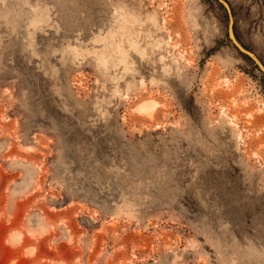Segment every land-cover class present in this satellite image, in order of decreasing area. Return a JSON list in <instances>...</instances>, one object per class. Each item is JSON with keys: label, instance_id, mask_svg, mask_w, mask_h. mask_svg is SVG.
<instances>
[{"label": "rangeland", "instance_id": "1", "mask_svg": "<svg viewBox=\"0 0 264 264\" xmlns=\"http://www.w3.org/2000/svg\"><path fill=\"white\" fill-rule=\"evenodd\" d=\"M264 66V0H225ZM218 0H0V264H264V71Z\"/></svg>", "mask_w": 264, "mask_h": 264}, {"label": "water", "instance_id": "2", "mask_svg": "<svg viewBox=\"0 0 264 264\" xmlns=\"http://www.w3.org/2000/svg\"><path fill=\"white\" fill-rule=\"evenodd\" d=\"M220 1L224 7L226 8L227 10V13H228V27H227V33H228V36L230 38V40L232 41V43L237 47V49L239 51H241L242 53H245L247 55H249L250 57H252L258 64V66L260 67V69L262 71H264V66L261 64L260 61H258V59L250 52L248 51L247 49H245L238 41L237 39L235 38V35L233 33V18H232V15H231V10H230V7H229V4L225 1V0H218Z\"/></svg>", "mask_w": 264, "mask_h": 264}]
</instances>
